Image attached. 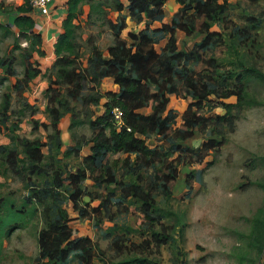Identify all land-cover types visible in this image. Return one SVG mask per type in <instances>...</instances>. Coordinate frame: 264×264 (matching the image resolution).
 I'll return each instance as SVG.
<instances>
[{"label":"trees","instance_id":"obj_1","mask_svg":"<svg viewBox=\"0 0 264 264\" xmlns=\"http://www.w3.org/2000/svg\"><path fill=\"white\" fill-rule=\"evenodd\" d=\"M126 1L125 4L122 0H67L62 30L53 44V68H56V77L67 84L69 98L78 100L83 90L93 91L83 100V104L95 107L86 119L91 130L86 141L89 153L82 156L79 166L72 170L63 163L58 169L50 170L48 166L53 168L56 164L44 163V148L50 149L47 140L22 138L24 157L8 150L7 146H0L14 172H19L18 162L25 158L29 178L32 175L46 177L41 184L29 182V193L20 206H6V201L1 205L6 207L0 214V239L27 223L40 207L43 226L37 232L38 254L34 264H67L72 253L77 257V264H91L95 255L92 240L89 236H76L65 207L68 201L80 217L102 210L111 221L116 214L139 212L144 230L151 236L146 243L159 247L171 242V227L164 224L165 214L160 212L155 195L167 199L177 187L182 163L172 156H189L190 163L186 164L203 163L208 155L217 153L225 141L219 129H213L207 140L197 146L187 141L196 136L197 131L206 130L212 121L217 124L225 121L233 129L232 108L256 104L247 95V82L252 76L264 80V73L245 60L247 51L241 49L255 43L251 31L262 26L264 16L242 12L238 22L233 21L229 26L223 24L233 6L228 0H175L178 7L167 22H162L168 0ZM85 4L89 15L102 14L106 7L115 18L103 21L112 32L113 42L105 50L94 47L86 58V66L82 67L75 64L78 46L75 42L77 25L73 20ZM123 10H127L128 15L121 14ZM16 11L9 22H0V29L31 33L35 42L42 45L43 38L34 28L36 12L27 4L17 6ZM127 21L135 27L128 30L125 38L121 34L128 28ZM155 21L162 23L151 28ZM223 26L229 30L224 31ZM176 31H182L187 37L194 34L200 39L190 48L179 49ZM157 34L166 38L159 49L155 47ZM228 52L233 57L226 58ZM5 64L8 75L13 78L11 60ZM24 68L21 79L14 77L18 90L34 84L42 70L34 69L28 60L24 61ZM108 78L118 86L117 91L100 89L103 80ZM170 95L193 100L177 126L174 125L176 114L168 106ZM210 96L218 99L235 96L236 102L220 101L225 113L210 117L201 113L204 108L217 105ZM96 108L101 111L97 112ZM114 108L122 112L120 126L114 122ZM62 110L59 106L46 109L51 119L42 126L51 125L55 133H61L63 115L71 112L65 102ZM2 120H7V116L3 115ZM81 122L71 117L68 128ZM34 126L37 128L39 124ZM63 145L60 138L55 143L59 150ZM81 145L68 146L64 155L78 154ZM192 177L193 171L188 170L184 176L186 186ZM84 196L97 200L98 205L88 208L87 204H82ZM100 222L102 219L95 224L100 225ZM249 236L258 259L264 246V209L254 217ZM120 241L124 239L114 236L111 245L120 249ZM112 264H149V261L145 256L136 255Z\"/></svg>","mask_w":264,"mask_h":264},{"label":"rangeland","instance_id":"obj_2","mask_svg":"<svg viewBox=\"0 0 264 264\" xmlns=\"http://www.w3.org/2000/svg\"><path fill=\"white\" fill-rule=\"evenodd\" d=\"M13 1L23 5L22 0ZM228 1L233 6L228 11L229 18L225 19L224 25L230 26L233 21L238 22V15L242 12L264 16V0ZM177 7L175 0L167 1L165 20L170 18ZM105 18L115 17L111 16L106 7L102 14L89 15L86 4L74 18L77 25L75 42L78 46L76 65L85 67L86 58L94 47L105 50L113 42L112 32L103 22ZM128 24V28L122 32L124 37L128 30L135 27L129 22ZM223 29L228 31L229 27L223 26ZM251 35L255 43L246 45L241 51H247L245 60L264 73V21L259 29L251 31ZM175 36L179 49L190 48L200 39V36L194 34L187 37L182 31H176ZM156 37L158 47V43L164 41V38L160 34ZM35 40L31 33H18L12 28L8 32L0 29V146H7L8 150H14L24 157L22 138L47 140L50 149L44 148V163L56 164L53 168H48L58 169L63 163H67L75 170L82 161L84 151L88 152L86 141L91 130L86 119L95 106L85 105L83 100L93 91L83 90L82 100L70 99L67 84L56 77L54 55L50 52L43 53L42 49L47 51V48ZM225 55L226 58L233 57L230 52ZM8 60L12 62L14 77L17 79L24 76L26 60L34 69L41 68L36 77L38 80L30 86L23 85L24 89H16L14 77L7 72L5 63ZM227 66L229 67V63ZM100 89H108L107 83L102 82ZM246 90L248 97L254 99L256 104L232 108L230 115L233 118V129L225 121L219 124L212 121L206 130L197 131L196 136L187 141V144L197 146L201 141H206L213 129L217 128L225 139L217 153L208 155L203 163L191 164H186L190 163L189 156H172L182 163L179 166L181 174L177 187L167 199L155 195L160 212L165 214L163 222L171 227V242L159 247L152 242L146 243L151 236L144 230L145 225L139 212L116 214L109 221L102 210L80 217L69 201L65 203L71 218L69 224L76 229V236H89L92 240L95 255L91 264H112L136 255L147 257L149 264L153 261L159 264H258L257 252L251 245L249 233L254 217L264 209V80L252 76L247 82ZM210 97L217 105L201 111L210 117H214L216 113H225L220 101L236 102L235 96L225 99ZM192 101L190 97L169 96L168 106L176 114L175 126L181 124L187 105ZM64 102L71 112L63 115L61 126L65 132L61 130L57 134L51 125L45 128L42 123L51 119L46 109L59 106L62 110ZM96 111L100 112L101 109L96 108ZM3 115L7 116V120H2ZM71 117L82 121L81 124L69 129ZM36 123L39 124L37 128L34 126ZM59 138L64 144L60 150L55 147ZM80 143V149L83 148L78 154L64 155L63 151L68 146ZM56 159L60 162H54ZM208 161L211 163H207ZM18 163L19 172H14L8 165L6 152L0 150V214L8 205L18 207L23 203L24 196L29 193V182L41 184L46 178L41 175L29 178L25 169L27 160L22 158ZM188 170L193 171V177L186 186L184 176ZM143 173L146 174L145 171ZM4 201L7 205L1 206ZM82 204H87L91 209L98 205V201L89 198L88 201L83 200ZM29 212L31 213L30 210ZM30 217L23 226L14 228L0 239V264L35 263L38 254L37 232L43 226L40 207ZM98 219H102L100 225L95 224ZM114 236L124 239L119 242L120 249L111 245ZM76 258L75 253L70 254L67 264H77Z\"/></svg>","mask_w":264,"mask_h":264},{"label":"crops","instance_id":"obj_3","mask_svg":"<svg viewBox=\"0 0 264 264\" xmlns=\"http://www.w3.org/2000/svg\"><path fill=\"white\" fill-rule=\"evenodd\" d=\"M66 1L67 0H52L49 3V15L48 16H43V15L36 13L37 20H36L35 27H34L35 32L36 33L39 32L41 34V36L43 38L42 39L43 40L42 46L47 48V51L45 52L47 54L50 52L51 55H54L53 54V44L55 43V41L57 39L58 33L61 32V30H62L61 24H62V19L65 15V12H66ZM122 1L125 4L127 3L126 0H122ZM19 5H21V4H18V3H16V1H13V0H0V22H3V23L9 22L13 16V14L17 13L16 8ZM166 6H167V4H166ZM9 10H10V12H9ZM165 12L166 11L164 9V18H163L162 22L168 21V19L165 20V16H166ZM121 13L128 15L127 10H123ZM162 22H159V21L153 22L151 25V28L159 27ZM127 24H128V21H127ZM121 35H122V37H124L123 34H121ZM126 37H127V35H126ZM163 40L164 41H160L158 43L159 44L158 47H156L157 43L155 44V47L157 49H159L161 46L164 45L166 38L164 37ZM54 59H55V56H54ZM103 82L107 83L108 89L115 90V91L118 90V86L112 84L111 80L109 78L104 79ZM62 132H64V130H62ZM82 148L80 150H82ZM84 152H85L84 155L89 153V148H88V152H86V151H84ZM258 264H264V246H263L262 251L260 252V255L258 257Z\"/></svg>","mask_w":264,"mask_h":264},{"label":"built area","instance_id":"obj_4","mask_svg":"<svg viewBox=\"0 0 264 264\" xmlns=\"http://www.w3.org/2000/svg\"><path fill=\"white\" fill-rule=\"evenodd\" d=\"M23 4L29 5L36 13L48 16L49 15V3L52 0H22ZM113 119L117 126H120L122 123V112L118 108H114Z\"/></svg>","mask_w":264,"mask_h":264},{"label":"water","instance_id":"obj_5","mask_svg":"<svg viewBox=\"0 0 264 264\" xmlns=\"http://www.w3.org/2000/svg\"><path fill=\"white\" fill-rule=\"evenodd\" d=\"M65 132V131H64ZM63 132V133H64ZM152 143V141H150ZM89 200V197L88 196H84V201H88Z\"/></svg>","mask_w":264,"mask_h":264}]
</instances>
